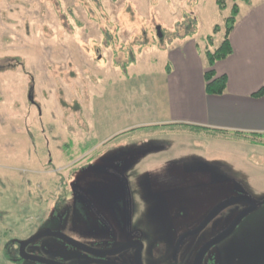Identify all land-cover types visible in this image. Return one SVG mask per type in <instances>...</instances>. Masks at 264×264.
Here are the masks:
<instances>
[{
	"label": "rangeland",
	"instance_id": "obj_1",
	"mask_svg": "<svg viewBox=\"0 0 264 264\" xmlns=\"http://www.w3.org/2000/svg\"><path fill=\"white\" fill-rule=\"evenodd\" d=\"M217 1L0 0V264L6 246L46 230L101 247L81 234H91L99 225L90 209L94 194L125 193L124 208L127 193L139 200L160 193V188L149 187L151 175L145 174L151 170L131 168L132 160L107 161L106 143L127 133L120 131L130 122L117 120V114L128 108L140 70L164 68L166 52L177 44L193 40L201 52H214L221 44L234 1L225 0L226 10H220ZM112 168L123 176L110 175ZM131 169L141 177L139 186L135 178H126ZM152 179L159 184L170 181L165 175ZM172 188L163 186L161 193L172 196ZM182 194L195 199L174 206L157 199L140 203L146 212L156 206L170 211L162 231L172 234L176 225L184 233L188 225L191 229L202 221L213 201L219 205L240 196L262 198L264 185L237 179L214 198H198L206 194L203 189ZM257 205L209 258L216 256L222 264H235L240 258L247 264L264 261V246L259 248L264 242V202ZM245 207L240 203L227 208L189 240V247L199 245L220 219L240 214ZM130 217L126 213L120 221L128 224ZM153 220L152 215L142 218L147 225ZM138 221L134 217V224ZM42 240L45 246L60 244L56 239ZM251 240L258 250L255 258L250 256ZM76 258L68 262L79 263Z\"/></svg>",
	"mask_w": 264,
	"mask_h": 264
},
{
	"label": "crops",
	"instance_id": "obj_2",
	"mask_svg": "<svg viewBox=\"0 0 264 264\" xmlns=\"http://www.w3.org/2000/svg\"><path fill=\"white\" fill-rule=\"evenodd\" d=\"M238 6L229 36L233 53L213 67L217 77H227L223 95L207 93L205 74L211 68L206 54L210 49L201 52L192 40L166 52L164 68L140 70L128 108L117 114V120L130 122L120 131L128 135L106 143L104 158L112 163L132 160L131 168L143 173L151 170L145 174L151 175L149 187L160 188L159 194H145L140 200L131 195L132 207L141 216H169L170 211L157 206L146 212L141 203L157 199L174 206L195 199L182 194L184 190L203 189L206 194L198 198L209 199L237 179L264 185V96H254L264 87V0ZM129 171L125 177L135 178L139 186L141 177ZM109 172L115 178L123 176L114 169ZM155 175H165L170 181L159 184L152 179ZM163 186L175 187L173 195L161 193ZM250 196L259 200L250 197L257 204L264 202V195ZM250 242H254L251 254L256 247L255 240Z\"/></svg>",
	"mask_w": 264,
	"mask_h": 264
},
{
	"label": "flooded vegetation",
	"instance_id": "obj_3",
	"mask_svg": "<svg viewBox=\"0 0 264 264\" xmlns=\"http://www.w3.org/2000/svg\"><path fill=\"white\" fill-rule=\"evenodd\" d=\"M124 194L125 193L117 196H99L98 194H94V196H92L89 200L91 203L90 209L93 211V216L97 218L99 225L94 228L91 234H85L83 230L78 231H83L81 233L82 235L101 243V247L96 248L95 246H90L85 242L75 241L62 232L46 230L43 232H36L24 240L16 239V244L11 243L9 246H6L3 252V263L24 264L25 261H32L39 264H75L70 261L68 262V260H70V257L76 258L77 256L78 258L76 259L78 260L77 262H79L77 264H197V258L201 250L210 242L225 233L239 217V215L252 207L247 202H241L246 203V207L243 209V212L236 215L228 214L224 218L220 219V221L212 227L213 229L211 228L212 231L210 232V235L206 234L207 237L203 239L199 245L195 246L194 244V246L190 248L189 240L207 230L227 208L222 210L199 234L193 236L189 234L197 230L216 210V208L226 201L220 203L219 205H214L211 209H209L202 221L195 227L189 229L188 225L186 232L179 233V231L175 229L176 225H174V231L170 234L171 232L162 231V228H166L167 226L164 216L170 217V214L169 216H153L154 222L151 225L148 222L149 225H147L144 221H142L144 216L139 215V212L135 213L132 207L131 196H129L128 193V197L126 199L127 202L123 208V202L126 197ZM125 212L128 213V217L131 216L130 219H128V224L120 221V218L125 216ZM134 217L139 220L136 224H134ZM237 227L227 238H229L236 231ZM42 233H49V235L43 238L56 239L60 242V244L55 246H45L43 242L46 240L39 241L43 238L30 243V241ZM163 237L164 240H162ZM165 237L167 238L165 239ZM183 237L185 238L182 239ZM67 238L91 249L92 251L73 245ZM227 238L223 239L221 242L225 241ZM117 240H120L121 243H116ZM221 242L209 248L205 255L201 258L199 264H222L220 258L216 259V256H212L210 258L208 257L210 251ZM104 243L107 245L110 244L109 248L105 247V245H103ZM15 246H17L18 252L14 251ZM263 246H260L259 248ZM194 247L195 250H192ZM123 248H125V250L119 252V250H122ZM157 248H160V250L156 255L155 251ZM161 250H163V252H161ZM253 253L254 255L250 256L255 258L258 250L251 252V254ZM30 257H36L40 260H33ZM242 259H236L235 264H247V262H244V259ZM253 264H264V261L260 259Z\"/></svg>",
	"mask_w": 264,
	"mask_h": 264
},
{
	"label": "trees",
	"instance_id": "obj_4",
	"mask_svg": "<svg viewBox=\"0 0 264 264\" xmlns=\"http://www.w3.org/2000/svg\"><path fill=\"white\" fill-rule=\"evenodd\" d=\"M234 1V7L232 9V15L230 18L226 19V33H225V37L224 40L222 42V44L214 51L211 52L210 50L207 51V58L209 61V65H210V70L208 72H206L205 74V81H206V91L209 95H223L226 90H227V77L226 76H222V77H217L213 67L214 64L217 61H221L224 60L226 58H228L232 53L233 50L231 48L230 45V40H229V36L230 33L232 32V30L234 29L235 25H236V18L239 14V6L238 3H249L250 0H233ZM217 4L220 8V10H225L227 8L226 6V1L225 0H218ZM220 27L216 26L214 28V34H218L220 32ZM212 40L213 37L209 36L208 40ZM255 97L257 98H261L264 96V87L259 90L256 94H254Z\"/></svg>",
	"mask_w": 264,
	"mask_h": 264
},
{
	"label": "water",
	"instance_id": "obj_5",
	"mask_svg": "<svg viewBox=\"0 0 264 264\" xmlns=\"http://www.w3.org/2000/svg\"><path fill=\"white\" fill-rule=\"evenodd\" d=\"M241 202H247L249 203L252 207L248 210H246L245 212H243L241 215H239V217L235 220V222L231 225V227L225 232L223 233L220 237H218L217 239L213 240L212 242H210L208 245H206L202 250L201 252L199 253L198 255V258H197V264L200 263V260L201 258L205 255V253L207 252V250L209 248H211L213 245L221 242L223 239L227 238L232 232L233 230L239 225V223L247 216L249 215L251 212H253L255 209H257V204L252 200L250 199V197H247V196H240L238 198H235V199H231V200H228L226 201L225 203H223L222 205H220L218 208H216V210L205 220V222L195 231H193L191 234L189 235H197L199 234L201 231H203L206 226L224 209L230 207V206H233L237 203H241ZM49 235V233H42L40 234L39 236H37L36 238H34L31 242L37 240V239H40V238H43L45 236ZM185 237H183L182 239H184ZM68 239V238H67ZM73 245L79 247V248H82V249H85V250H88V251H92L91 249L79 244V243H76L75 241L73 240H70L68 239ZM125 250V248H123L122 250H119V252ZM117 252V253H119ZM29 258V257H27ZM32 258L33 260H40L39 258H36V257H30Z\"/></svg>",
	"mask_w": 264,
	"mask_h": 264
}]
</instances>
